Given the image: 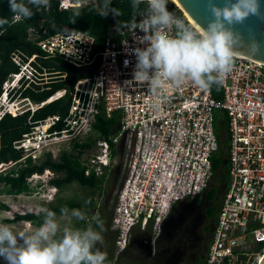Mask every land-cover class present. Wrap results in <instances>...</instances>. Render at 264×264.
I'll return each mask as SVG.
<instances>
[{
    "label": "built area",
    "instance_id": "obj_1",
    "mask_svg": "<svg viewBox=\"0 0 264 264\" xmlns=\"http://www.w3.org/2000/svg\"><path fill=\"white\" fill-rule=\"evenodd\" d=\"M85 3L59 0L58 8ZM174 3L169 0L168 10L191 25ZM143 14L110 32L100 52L93 51L94 38L81 31L57 32L39 39L37 46L45 58L61 59L76 70L92 66L101 55L93 72L76 76L71 88L55 92L40 104L23 96L22 105L9 102L11 87L29 86L33 77V82H38L31 64L36 54L26 62L14 54L19 70L4 82L0 119L5 112L17 116L30 111L29 130L13 147L22 150L21 159L30 156L37 160L46 152L56 158L54 147L64 142L70 145L72 140L89 139L96 116L115 113L116 129L107 135L99 133L89 147L81 149L80 159L85 175L106 180L120 174L111 228L117 249L122 251L134 226L145 228L151 223L158 231L174 206L207 190L214 174L212 157L218 149L216 114L223 110L227 182L208 248L198 264H258L264 254V62L237 53L233 69L220 85L219 99L212 96L211 89L202 90L191 82L169 84L154 94L134 78L135 50L147 46L141 41L145 33L135 26ZM66 91L70 101L64 115L32 119L38 107ZM13 163L0 164L1 170ZM46 171L47 178L55 176L44 170L31 174L28 182L41 181Z\"/></svg>",
    "mask_w": 264,
    "mask_h": 264
},
{
    "label": "trees",
    "instance_id": "obj_2",
    "mask_svg": "<svg viewBox=\"0 0 264 264\" xmlns=\"http://www.w3.org/2000/svg\"><path fill=\"white\" fill-rule=\"evenodd\" d=\"M58 1L50 0V7L48 8L37 9L29 5L35 13L34 16L31 19H22L16 22L13 21V13L9 10L8 0H0V17L9 20V24L0 29V33H2L0 34V95L4 89V82L10 74L19 70L18 64L13 61L14 54H17L23 62L28 61L30 57L36 54L31 64L35 68L37 76L41 77L38 79H42L43 76L46 78L45 80H36L38 82H31L29 86L23 88L21 86L20 89L15 90V93L20 96L28 97L33 103L40 104L55 92L71 88L77 79L75 77L69 83L73 67L61 59L45 58L37 46V41L57 32L81 31L94 38L93 51L100 52L103 51L105 40L110 32L121 28L125 23L138 20L147 8L146 4H141L138 12L134 14L131 0H112V6L121 15L109 14L107 17H102L99 15V8L103 0H72L86 1L87 3L82 4L80 7L66 9H59ZM24 2L27 4V0H24ZM73 21L75 22L73 23ZM210 89L212 96L219 99L220 85H213ZM69 101V93L66 91L61 97L38 107L32 114V119L40 120L54 114L64 115L67 112ZM29 114L30 111L17 116L7 114L0 119V164L14 162L11 166L0 171V185L2 187L0 193L19 195L31 192L32 186L27 180L28 177L33 173H42L44 170H50L56 174L47 183H51L52 186L58 189L68 187L71 183H77L82 187L92 189L100 187L105 182L104 177L96 178L93 175H85L80 152L81 149L89 147L99 133L107 135L116 129L118 118L115 113L110 116L104 113L96 116L89 139L82 142L72 140L69 147L62 148L56 158L52 157L50 152H46L37 160H33L30 156L21 159L22 150L13 147V142L20 139L22 134L29 130L27 124ZM222 123L226 128V118ZM56 127H60V124ZM215 127L218 137V149L212 157L214 172L212 180H215L216 183L213 184L211 181L204 192L205 198L211 203L209 209L211 224L214 223L221 197L226 188L228 172L227 131L222 137L218 133L217 122ZM219 194L221 195L217 198ZM217 200H219L218 205L214 206ZM82 205L83 203L79 201L63 200L56 205L48 206L47 209L57 214L61 213L62 208L66 207L70 211L79 209ZM43 218V213L25 211L24 213H16L13 218L7 221H30L35 225H41ZM182 219L183 224L187 218ZM95 225L97 227V224ZM203 257L199 258L194 264H198ZM0 264H6V262L0 261Z\"/></svg>",
    "mask_w": 264,
    "mask_h": 264
},
{
    "label": "clouds",
    "instance_id": "obj_3",
    "mask_svg": "<svg viewBox=\"0 0 264 264\" xmlns=\"http://www.w3.org/2000/svg\"><path fill=\"white\" fill-rule=\"evenodd\" d=\"M131 3L134 14L141 4L147 5L143 19L135 25L145 33L141 41L147 46L135 50L134 78L147 84L154 94L162 92L169 84L180 86L191 82L202 90L222 85L237 56V37L228 25L242 23L249 15L258 14L261 8L260 0H225L222 7H212L214 19L206 28H194L168 10L169 0H131ZM8 4L13 20L19 22L34 16L32 7H50V0H27V4L24 0H8ZM109 14L121 15L112 6V0H103L99 15L107 17ZM8 24L7 18L0 17V29ZM259 47L258 43H253L249 53L254 55ZM20 88L14 85L12 89ZM14 95L15 99L12 96L9 102L20 96L15 92ZM7 114L10 113L5 112L3 116ZM39 212L44 214L43 223L35 230L14 232L0 224V258L6 264H105L106 253L94 251L97 244H103V223L99 216L96 217L100 229L97 231L90 227L61 228L55 212L43 207ZM61 213L67 216L69 209L62 208ZM71 216L78 221L88 220L80 209H72Z\"/></svg>",
    "mask_w": 264,
    "mask_h": 264
},
{
    "label": "rangeland",
    "instance_id": "obj_4",
    "mask_svg": "<svg viewBox=\"0 0 264 264\" xmlns=\"http://www.w3.org/2000/svg\"><path fill=\"white\" fill-rule=\"evenodd\" d=\"M175 4V3H174ZM176 5V4H175ZM189 20V19H188ZM190 21V20H189ZM192 23V22H191ZM41 78V77H38ZM45 76H43L42 79H36V80H45ZM35 80V77L32 78L29 82H33ZM42 82V81H41ZM7 84L5 85V87ZM11 87L10 91V97L12 99H15L16 95H14V90ZM0 102V108L3 106L4 101H2L4 94H2ZM16 105H22L23 99L22 96H18L17 100L12 101V103ZM217 122V129L218 133L223 137L226 133V128L223 125V120L226 118V115L223 110H219L217 112L216 117ZM1 137V132H0ZM69 145L67 142H64L58 146V148L54 147V152L57 155L59 154V151L62 148H68ZM11 166V165H9ZM0 166V170H1ZM46 176L44 175L41 179V181H38L34 184H31L32 189L29 193H22L19 195L14 194H7V193H0V224L7 225L9 228H11L14 232H20V231H26V230H35L40 225H35L33 223H28V221H15V222H8L7 220L10 218H13V216L16 213H24L25 211H31V212H39L40 208H47L50 205H56L59 201L63 200H75L82 202L83 205L79 208L81 211L85 212L88 216L87 221H78L74 217L71 216V210L69 211V214L67 216H63L62 213H57L56 218L58 222L61 225V228L67 227L70 229H84V228H93L94 230L99 231V227H96V216L92 212V209H88L86 204L87 198L91 196V194H95L97 192L102 193L105 191V186H100L96 188H87L82 187L77 183H71L68 187L58 189L57 187L52 188L51 183H47V174L48 171L45 172ZM56 175V174H55ZM213 184L216 183L215 180H212ZM211 184V183H210ZM51 185V186H50ZM0 189H2L0 185ZM221 194L217 196L220 197ZM203 194L201 195V197ZM31 199L32 201H29ZM218 201L215 202V205H218ZM205 205V199L203 200V203L198 206L199 209L202 208V206ZM27 206V207H26ZM26 207V208H25ZM191 218L185 219L182 231L185 234L184 240H181L182 247H180L181 253H177L174 247L170 244H165V247L163 251H161V254L152 255L150 257H147L146 255H138L134 253L132 250H122L119 251L117 249V246L115 244L116 240V234L115 232H111V230L106 227L103 228L102 236H103V244H97L94 251L98 249L101 252L106 253L107 260L105 261V264H172L175 259L180 256L179 264H189V254L191 251V248H189V241H191L189 238H185L187 228L189 230L190 224L188 223ZM110 224V219H108L107 224ZM211 221H208V224H210ZM189 224V227H187ZM192 226V225H191ZM197 226V225H196ZM185 231V232H184ZM194 231V230H193ZM196 231V228H195ZM171 254H174L173 259H169V256ZM172 260V262H171ZM0 261L6 262L3 258H0ZM155 262V263H154Z\"/></svg>",
    "mask_w": 264,
    "mask_h": 264
},
{
    "label": "flooded vegetation",
    "instance_id": "obj_5",
    "mask_svg": "<svg viewBox=\"0 0 264 264\" xmlns=\"http://www.w3.org/2000/svg\"><path fill=\"white\" fill-rule=\"evenodd\" d=\"M120 181L121 177L119 173L110 176L101 185L102 187L105 186V191L91 194V196L87 198V201H91V203H86L88 209H92L96 217L99 216L103 223V228H109L112 233L114 232L111 228L112 209L116 190ZM204 199L205 205L199 209L198 206L203 203ZM210 207L211 203L205 198L203 193L202 197L201 195L196 196L174 206L169 216L161 223L158 231L153 229V224L151 223L145 228H141L140 225L134 226L124 251L132 250L138 255L150 257L152 255L161 254V251L165 248L163 246H165V244H170L177 253H181V240H184L182 238H184L185 235L182 231V218H191L189 221L191 229L189 228L188 230L186 228V232H184L186 233L185 238L191 240L189 241V248H191L189 264L196 263L199 258L205 256L210 241L213 228V224H208V221H210L209 218H211L209 215ZM108 219H110V224H107ZM187 227H189V225ZM173 255L174 254H171L169 259L176 257ZM179 258L180 256L176 258V261L172 264H179Z\"/></svg>",
    "mask_w": 264,
    "mask_h": 264
},
{
    "label": "water",
    "instance_id": "obj_6",
    "mask_svg": "<svg viewBox=\"0 0 264 264\" xmlns=\"http://www.w3.org/2000/svg\"><path fill=\"white\" fill-rule=\"evenodd\" d=\"M179 7L193 20L199 28H206L214 19L212 7L223 6L225 0H175ZM261 8L258 14L249 15L242 23L228 25L237 37L236 50L238 54L264 62V0H260ZM253 43L259 44V51L254 55L249 53ZM36 53V51L34 50ZM101 55L94 64L80 70L72 69L69 79L71 83L76 76L93 72L99 65ZM258 264H264V254Z\"/></svg>",
    "mask_w": 264,
    "mask_h": 264
},
{
    "label": "bare ground",
    "instance_id": "obj_7",
    "mask_svg": "<svg viewBox=\"0 0 264 264\" xmlns=\"http://www.w3.org/2000/svg\"><path fill=\"white\" fill-rule=\"evenodd\" d=\"M175 3H176V1L175 0H173ZM177 4V3H176ZM178 5V4H177ZM179 6V5H178ZM185 13V12H184ZM185 15H186V17L190 20L189 22L191 23V25L194 27V28H199L194 22H193V20L185 13Z\"/></svg>",
    "mask_w": 264,
    "mask_h": 264
},
{
    "label": "crops",
    "instance_id": "obj_8",
    "mask_svg": "<svg viewBox=\"0 0 264 264\" xmlns=\"http://www.w3.org/2000/svg\"><path fill=\"white\" fill-rule=\"evenodd\" d=\"M29 201H32V200H31V199H29ZM26 207H27V206H26ZM26 207H25V208H26ZM35 213H36V212H35Z\"/></svg>",
    "mask_w": 264,
    "mask_h": 264
}]
</instances>
